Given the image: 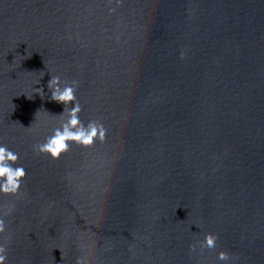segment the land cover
<instances>
[{"label": "water", "instance_id": "1", "mask_svg": "<svg viewBox=\"0 0 264 264\" xmlns=\"http://www.w3.org/2000/svg\"><path fill=\"white\" fill-rule=\"evenodd\" d=\"M52 76L104 143L33 152ZM0 143L6 264H264V0H0Z\"/></svg>", "mask_w": 264, "mask_h": 264}, {"label": "clouds", "instance_id": "2", "mask_svg": "<svg viewBox=\"0 0 264 264\" xmlns=\"http://www.w3.org/2000/svg\"><path fill=\"white\" fill-rule=\"evenodd\" d=\"M47 87L51 92V100L63 104L65 110L63 114L59 115L61 117L59 126L52 129L51 133L45 136L43 142L32 146L36 155H44L53 160H58L63 154L70 151L72 145L88 149L96 143L102 144L106 141L108 129L101 121L89 120L85 123L80 118L82 108L75 95L79 88L78 81L68 83L61 81L59 76H52ZM34 93L44 96L43 88L34 87ZM19 159L18 153L0 143V194L5 196H19L21 194L27 173L24 167L17 166ZM8 214H11V209ZM5 230V222L0 219V233H4ZM217 239L216 235L209 233L198 245H190L189 251L195 253L197 247L201 250L205 248L215 249ZM7 259V250L0 247V264H6ZM229 259L230 257L226 252H220L217 256L220 264H226ZM76 264H87V257H78Z\"/></svg>", "mask_w": 264, "mask_h": 264}]
</instances>
